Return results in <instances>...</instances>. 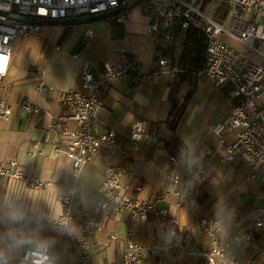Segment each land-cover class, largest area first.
Here are the masks:
<instances>
[{
    "label": "crops",
    "instance_id": "obj_1",
    "mask_svg": "<svg viewBox=\"0 0 264 264\" xmlns=\"http://www.w3.org/2000/svg\"><path fill=\"white\" fill-rule=\"evenodd\" d=\"M221 2L198 0V8L227 29L236 19L264 24V18L251 13L225 15L226 9H219ZM148 23L147 9L135 6L124 22L116 16L76 26L43 25L39 33L15 40L0 82V99L14 108L11 117L0 119V161L16 160L28 179L46 186L37 189L15 180L0 184V259L18 260L24 251L47 244L53 260L75 264L70 236L83 233L85 221L102 201L99 188L106 168L119 164L125 170L124 192L156 212L165 210L173 216L175 234L168 238L158 223L161 216L154 213L145 222H137L129 212L110 211L98 217L101 230L88 250L92 264H112L128 241L146 248L162 247L159 257L145 264H196L199 258L187 248L208 251L214 241L246 264H264V229L243 250L232 240L245 231L251 209L264 208V167L252 173L246 164L223 161V146L240 131L225 132L221 142L213 132L214 125L228 116L230 88L197 83L195 72L183 64L184 41L163 52L170 59L167 71L177 67L179 72L160 74L156 64L160 45L147 36ZM87 29L93 31L92 36L85 34ZM218 39L260 63V57L246 52L235 38L222 34ZM126 57L139 66L144 79L128 75L101 94L99 133L114 132L117 140L111 152L102 151L75 178L68 160L55 151L64 145L60 130L65 124L57 119L65 109L59 95L82 91L79 77L84 71L96 74L104 61L121 63ZM182 74L191 77L182 78ZM189 92L191 97L173 132L167 125L169 116L174 109L178 111ZM22 101L34 103L40 111L21 112L18 104ZM137 121L154 126L159 137L140 141L131 149L127 134ZM173 138L182 144L175 165L180 182L168 190L166 144ZM67 190L73 192L65 204ZM63 216L68 219L61 224ZM201 220L211 224L202 226Z\"/></svg>",
    "mask_w": 264,
    "mask_h": 264
},
{
    "label": "built area",
    "instance_id": "obj_2",
    "mask_svg": "<svg viewBox=\"0 0 264 264\" xmlns=\"http://www.w3.org/2000/svg\"><path fill=\"white\" fill-rule=\"evenodd\" d=\"M224 1L231 15L251 13L255 18H264V0H221ZM135 6L145 7L149 15L147 36L160 45L157 50L156 64L159 73L177 74L179 69L173 67L167 71L170 59L163 54L174 43H183L186 32L196 30L206 36L204 60L198 71L193 75L197 83H212L216 88H230V108L227 118L217 122L213 127L214 134L221 142L225 132L239 129L233 140L223 146V161L246 164L253 173L264 167V24L244 22L236 19L234 26L225 28L212 17L206 16L198 8V0H0V82L4 76L17 38L26 39L41 30L40 25L24 23L9 19V15H19L44 20L74 19L95 16L113 10H120L117 16L121 22L129 18ZM176 28L178 30H176ZM93 31L87 29L85 34L92 36ZM228 35L240 42L246 52L260 57V63L254 62L246 53L238 52L221 42L220 35ZM126 53L125 50H122ZM42 72L41 74H43ZM128 75L144 79L139 66L126 57L121 63L104 61L96 74L84 71L80 77L82 91H62L59 104L65 112L58 117V122L65 124L60 130L63 146L55 148L57 156L68 160L73 169V177L78 178L82 169L93 161L102 151L111 152L117 136L114 132L100 134L99 118L103 111L101 94L108 90L113 82ZM43 86L40 81L39 87ZM258 102H262L258 105ZM21 112L38 113L39 108L31 102L22 101L18 104ZM13 106L0 99V119L6 120L13 114ZM70 124L72 126H70ZM154 126H145L137 121L127 134L129 147L135 149L138 142L157 140ZM108 159L110 156H105ZM121 159H125L123 156ZM164 169L167 173L168 190H174L180 182L175 165L179 158L166 153ZM125 170L119 164L108 165L105 177L100 185L99 193L102 201L98 204L93 216L84 223V231L71 235V245L76 257L75 264H92L88 253L90 243L101 230L99 215L129 212L137 222H145L151 213L161 216L159 226L168 238L173 237L177 220L165 210L155 211L146 202L124 192L127 186L122 178ZM22 181L33 188L42 189L46 186L40 180H30L16 160L0 161V184L9 181ZM140 191V188H136ZM73 190H67L63 202L69 203ZM168 194V193H167ZM67 216L59 223L64 224ZM208 220H201V225L208 227ZM264 229V208H253L248 215L245 231L233 236V244L238 250L245 249L253 242L256 234ZM116 240V236H111ZM125 249L112 264H145L154 257H159L162 247L146 248L128 241ZM223 243L213 242L208 251H201L189 246L187 251L194 253L199 261L196 264H246L231 254ZM0 264H60L52 259L50 247H40L24 251L18 260L0 259ZM158 264H164L158 261Z\"/></svg>",
    "mask_w": 264,
    "mask_h": 264
},
{
    "label": "trees",
    "instance_id": "obj_3",
    "mask_svg": "<svg viewBox=\"0 0 264 264\" xmlns=\"http://www.w3.org/2000/svg\"><path fill=\"white\" fill-rule=\"evenodd\" d=\"M226 9V14L229 12V8L225 2H221L219 9ZM220 11V10H219ZM226 17V16H225ZM206 47V36L196 30H189L186 32L185 40L183 43V51H182V59L184 66L188 69L189 72L193 73L200 69L203 60H204V50ZM160 48V47H159ZM191 77L189 74H182V78ZM191 97V92H189L183 99L182 104L177 109H174L173 112L169 116L168 126L171 131H175L177 123L179 122V118L181 116V112L185 108ZM178 113V114H177ZM182 148V144L176 138H173L171 142L166 144V149L173 156H178L180 150Z\"/></svg>",
    "mask_w": 264,
    "mask_h": 264
},
{
    "label": "water",
    "instance_id": "obj_4",
    "mask_svg": "<svg viewBox=\"0 0 264 264\" xmlns=\"http://www.w3.org/2000/svg\"><path fill=\"white\" fill-rule=\"evenodd\" d=\"M119 13H120V10L117 9V10L109 11V12L102 13V14L95 15V16L81 17V18H74V19H65L62 21L30 18V17L19 16V15H14V14L9 15V19L14 20V21L24 22V23L36 24V25H40V26L58 25L60 23L63 25H67V26H76V25H83V24H87V23H91V22H95V21H99V20H103V19L116 17L119 15Z\"/></svg>",
    "mask_w": 264,
    "mask_h": 264
}]
</instances>
